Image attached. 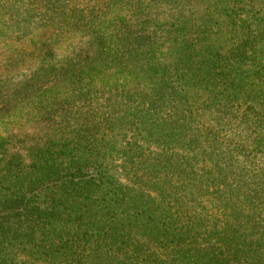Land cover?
<instances>
[{
    "label": "trees",
    "instance_id": "16d2710c",
    "mask_svg": "<svg viewBox=\"0 0 264 264\" xmlns=\"http://www.w3.org/2000/svg\"><path fill=\"white\" fill-rule=\"evenodd\" d=\"M35 2L0 5V84L41 65L0 93V264H264V0Z\"/></svg>",
    "mask_w": 264,
    "mask_h": 264
},
{
    "label": "rangeland",
    "instance_id": "374dc122",
    "mask_svg": "<svg viewBox=\"0 0 264 264\" xmlns=\"http://www.w3.org/2000/svg\"><path fill=\"white\" fill-rule=\"evenodd\" d=\"M34 0H0L1 6H7L8 4H12L15 8L16 15L21 14L23 11L29 9L34 10L37 8V3H33ZM75 2V6L82 7L87 4L89 0H73ZM93 0H90V2ZM77 2V3H76ZM154 12V14H159L161 11L157 9L151 10ZM124 14H131L129 11H125ZM161 14V13H160ZM10 15H7L4 17L6 21H11ZM14 22L8 23L9 25L13 24ZM66 31L69 30V28L65 29ZM92 36H89L87 34L80 33V31L76 32H69L64 33L58 40H69L68 41V47L63 50V52L57 57L56 60H54V64L57 66L63 65L67 62V60L72 57L76 52H79L83 49H85L89 43ZM31 37L28 35L26 40H30ZM17 40H23V39H17ZM1 50V48H0ZM2 52H0L1 54ZM41 65H34L32 67H28L27 69L21 71V72H14V76L12 77L11 81L7 84H0V93H5V89L14 88L15 84L21 82L25 78L29 77L33 72L38 70ZM4 91V92H2ZM1 95V94H0Z\"/></svg>",
    "mask_w": 264,
    "mask_h": 264
}]
</instances>
